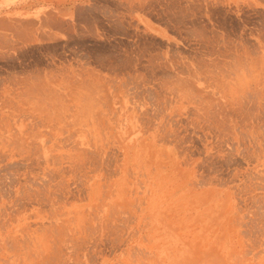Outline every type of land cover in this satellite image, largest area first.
<instances>
[{
    "label": "rangeland",
    "instance_id": "374dc122",
    "mask_svg": "<svg viewBox=\"0 0 264 264\" xmlns=\"http://www.w3.org/2000/svg\"><path fill=\"white\" fill-rule=\"evenodd\" d=\"M60 2L0 31V264H264V0Z\"/></svg>",
    "mask_w": 264,
    "mask_h": 264
},
{
    "label": "crops",
    "instance_id": "0c3cea01",
    "mask_svg": "<svg viewBox=\"0 0 264 264\" xmlns=\"http://www.w3.org/2000/svg\"><path fill=\"white\" fill-rule=\"evenodd\" d=\"M56 0H0V31H4L5 38H7L9 45L14 42L15 32L24 28L26 31L35 32L39 29L46 32H53V27L48 24L53 23V15L55 10ZM82 0H61L60 5L62 7L63 23L76 24V19H73L71 15L76 17L77 11L82 7ZM90 5L94 6L96 0H90ZM93 1V2H92ZM116 5L118 0H105ZM128 5L129 0H125ZM205 2L217 1V4L223 3L226 0H199ZM221 1V2H219ZM236 4H245V0H236ZM154 35L159 38H167L169 35V29L163 25H154Z\"/></svg>",
    "mask_w": 264,
    "mask_h": 264
}]
</instances>
